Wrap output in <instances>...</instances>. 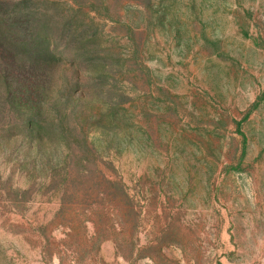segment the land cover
Wrapping results in <instances>:
<instances>
[{
    "label": "rangeland",
    "instance_id": "374dc122",
    "mask_svg": "<svg viewBox=\"0 0 264 264\" xmlns=\"http://www.w3.org/2000/svg\"><path fill=\"white\" fill-rule=\"evenodd\" d=\"M0 264H264V0H0Z\"/></svg>",
    "mask_w": 264,
    "mask_h": 264
}]
</instances>
